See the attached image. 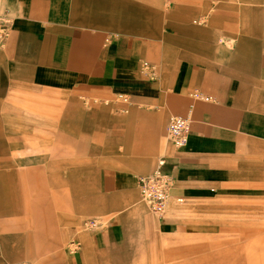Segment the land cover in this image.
Returning a JSON list of instances; mask_svg holds the SVG:
<instances>
[{"label":"crops","instance_id":"crops-1","mask_svg":"<svg viewBox=\"0 0 264 264\" xmlns=\"http://www.w3.org/2000/svg\"><path fill=\"white\" fill-rule=\"evenodd\" d=\"M169 1L163 12L161 0H0V13L13 19L0 51V107L55 108L23 115L19 134L1 126L0 115V264L22 259L16 238L31 239L32 228L39 251L83 242L78 258L55 253L48 264H120L115 256L135 251L134 233L143 229L138 179L159 158L175 179L164 217L178 229L194 200L264 159L257 148L264 146V0ZM111 34L117 38L106 43ZM143 61L158 66L155 81L143 75ZM81 96L112 103L85 111ZM172 115L191 118L181 148L167 137ZM49 140L55 160L47 151L45 164L11 156L12 143L25 150ZM49 172L57 188L68 173L71 216L25 208L19 187L30 198L48 187ZM84 218L92 230L78 237Z\"/></svg>","mask_w":264,"mask_h":264},{"label":"rangeland","instance_id":"rangeland-1","mask_svg":"<svg viewBox=\"0 0 264 264\" xmlns=\"http://www.w3.org/2000/svg\"><path fill=\"white\" fill-rule=\"evenodd\" d=\"M151 2V0H150ZM171 2L169 0H161V10L166 12L169 10ZM7 14V13H6ZM9 14V13H8ZM11 15V14H10ZM12 18V15L10 16ZM117 38L115 34L107 35L106 43ZM146 66L156 68V78H152L148 73ZM143 75L150 81H155L158 77V66L149 61H143L141 65ZM10 81V80H9ZM8 81V82H9ZM13 94V93H12ZM8 95V93L6 94ZM15 95V94H13ZM120 95L116 97V101H120ZM128 97V96H127ZM129 98V97H128ZM83 110L87 111L93 107L94 103L110 105L112 99L98 97L87 98L80 97ZM15 103L11 105L3 104L0 107L1 126L7 131L21 133L24 130L23 115L35 116L37 114L48 112L55 114V108H29L23 107L22 104ZM115 114L125 113L121 109L112 107ZM6 117L7 122H3ZM38 142V140L33 139ZM32 140V141H33ZM44 141V145H46ZM46 146H38L23 149L22 145L17 142L14 149L12 143L11 156L16 159V163L41 162L44 152H48V162L55 160L53 157V149L56 147L55 142L49 140ZM257 148L264 150V146L257 145ZM31 154V155H29ZM42 154V155H41ZM26 155V156H25ZM43 159V158H42ZM256 169L250 173H240L239 175L225 177L221 179L217 186L205 197L198 198L191 203L188 211H184L185 218L181 228H173L171 223L166 220L167 217H159L151 212L149 207L142 202L144 206L143 229L139 231L138 236L135 235L136 242L132 244L135 251H127L115 256L118 257L120 264H182L185 261L196 260L193 264H264V159L257 157ZM48 174V187L33 189L32 197H24V186L19 187L22 192V200L25 201V208L29 206L30 212L36 209L52 213V217L58 214L65 217L70 215V202L72 189L67 182L68 173L64 174L63 187H56L54 181L55 172ZM63 200L62 203H55L57 200ZM24 197V198H23ZM32 199V203H31ZM27 202V203H26ZM184 202L178 205H187ZM170 207L167 209L169 212ZM26 211V209H24ZM45 212V211H44ZM29 214V213H28ZM31 215V214H29ZM168 215V214H167ZM32 221L35 216L32 214ZM91 223L86 218L82 219L78 228V237L92 230ZM19 230V229H18ZM23 233V230L16 234ZM35 229H31L32 238L26 239L22 237L16 238V248H22V259L16 260L15 264H48L55 261L53 254L61 253L67 257L78 258L83 247L80 239V251L72 252L70 245L68 249H64L60 245L56 251L46 252L39 251L44 248L40 239V235L34 234ZM75 233V232H74ZM70 233L63 242L66 244L74 235ZM30 241V242H29ZM30 243V245H29ZM29 248L31 250H29ZM2 252H0V257ZM114 256V255H113ZM198 260V262H197ZM113 262V261H112Z\"/></svg>","mask_w":264,"mask_h":264},{"label":"built area","instance_id":"built-area-1","mask_svg":"<svg viewBox=\"0 0 264 264\" xmlns=\"http://www.w3.org/2000/svg\"><path fill=\"white\" fill-rule=\"evenodd\" d=\"M13 19L7 13H0V51L7 46L10 37V26ZM146 71L156 78V68L146 66ZM120 101L130 103L127 96L120 95ZM191 125V118L188 115H172L169 119L167 137L171 144L176 148H181L186 144ZM166 158L161 157L157 161V166L149 175L139 177L138 186L140 189L141 201L145 203L151 212L159 217H164L167 213L169 202L173 197L175 179L165 169ZM183 197H177V202H184ZM92 226L91 223H89ZM70 248L73 252L79 251L80 242L72 241Z\"/></svg>","mask_w":264,"mask_h":264},{"label":"bare ground","instance_id":"bare-ground-1","mask_svg":"<svg viewBox=\"0 0 264 264\" xmlns=\"http://www.w3.org/2000/svg\"><path fill=\"white\" fill-rule=\"evenodd\" d=\"M73 252V251H72Z\"/></svg>","mask_w":264,"mask_h":264}]
</instances>
